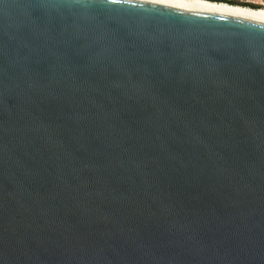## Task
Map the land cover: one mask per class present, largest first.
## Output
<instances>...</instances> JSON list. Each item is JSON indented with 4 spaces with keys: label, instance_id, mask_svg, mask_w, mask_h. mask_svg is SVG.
Instances as JSON below:
<instances>
[{
    "label": "water",
    "instance_id": "95a60500",
    "mask_svg": "<svg viewBox=\"0 0 264 264\" xmlns=\"http://www.w3.org/2000/svg\"><path fill=\"white\" fill-rule=\"evenodd\" d=\"M0 264H264V25L0 0Z\"/></svg>",
    "mask_w": 264,
    "mask_h": 264
},
{
    "label": "bare ground",
    "instance_id": "6f19581e",
    "mask_svg": "<svg viewBox=\"0 0 264 264\" xmlns=\"http://www.w3.org/2000/svg\"><path fill=\"white\" fill-rule=\"evenodd\" d=\"M131 1L156 4L160 6L188 10L193 12H202V13H210V14L234 17L264 25V10L255 11L247 8L232 7L223 4L186 2L183 0H131Z\"/></svg>",
    "mask_w": 264,
    "mask_h": 264
},
{
    "label": "flooded vegetation",
    "instance_id": "af4514ba",
    "mask_svg": "<svg viewBox=\"0 0 264 264\" xmlns=\"http://www.w3.org/2000/svg\"><path fill=\"white\" fill-rule=\"evenodd\" d=\"M183 1L210 3V4H223L232 7L247 8L255 11L264 10V5L256 4L246 0H183Z\"/></svg>",
    "mask_w": 264,
    "mask_h": 264
},
{
    "label": "rangeland",
    "instance_id": "374dc122",
    "mask_svg": "<svg viewBox=\"0 0 264 264\" xmlns=\"http://www.w3.org/2000/svg\"><path fill=\"white\" fill-rule=\"evenodd\" d=\"M246 1H250V2H253V3H256V4L264 5V0H246Z\"/></svg>",
    "mask_w": 264,
    "mask_h": 264
}]
</instances>
